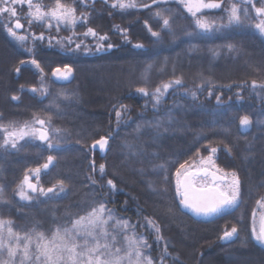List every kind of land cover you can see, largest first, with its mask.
Here are the masks:
<instances>
[{
    "label": "rangeland",
    "instance_id": "rangeland-1",
    "mask_svg": "<svg viewBox=\"0 0 264 264\" xmlns=\"http://www.w3.org/2000/svg\"><path fill=\"white\" fill-rule=\"evenodd\" d=\"M61 3L77 9L75 5L67 4L63 0ZM172 3V0H167L166 3L155 6L137 24L135 33L144 43L134 53L113 57H104L101 54L84 57L80 54H67L63 59L64 63L50 71L49 82L42 87L44 97L39 106L31 105L23 97L25 90L31 93L41 90L36 89L33 92L35 88L21 87L10 81L7 75L9 69L16 66L19 57H25L32 52V42L28 38L20 42L10 36L2 24L4 16H1L0 32L10 51L8 60H0V96L4 98L0 104V123L20 124L29 119L44 120L45 124L37 126L36 129L47 131L49 140L43 141L42 146L44 150L51 151L49 142L61 147L69 140L67 128L56 120L63 112L76 111L74 113L83 114L92 111L95 106L111 105L123 93L134 92L142 87L152 94L165 81L174 82L176 79H180V84H189L192 87L201 84L226 86L249 79L264 83V50L260 40L249 29L239 36H229L226 33L228 10L233 2H224L222 8H217L220 10L217 15L199 18L216 25L219 28L217 33L194 31V22L186 20L187 14L191 13L184 6L177 7L178 10L176 3ZM55 4L56 0H45L42 10L48 11ZM16 8L17 17L9 19L5 14L8 27H13L17 18L22 25L24 21L28 23V6L23 4ZM115 10L124 23L137 21L135 8L121 10L117 7ZM157 11L169 18L167 29L163 27L162 19L155 16ZM196 17H199L198 14ZM243 17L242 15V21L249 18ZM48 23L53 26L49 28ZM32 25L42 27V32L48 36H60L61 31L75 27L60 24L57 30L56 21L50 18L43 23L33 22ZM149 28L151 32L159 33V38L154 37ZM14 30L18 35H24L18 32L21 29ZM50 39L57 41L55 37L49 36L44 39V43H48ZM73 41H76L75 37ZM228 45H232L233 49L230 50ZM21 63H17L15 71L19 65H30L26 60ZM65 66L71 68L70 75L67 79L59 75L56 80L53 73L58 68L61 72L65 71ZM14 96L18 99L13 100ZM244 108L254 122L255 135L252 140H237L235 145L245 166V174L249 177V184L254 185L257 190H264V117L249 104ZM212 112L215 111H200L191 105L175 102L157 115H141L132 121H126L122 117L118 121L116 118L117 124L103 155V163L97 167V173L106 195H111L116 189H124L130 196L135 197L134 201L141 206L133 205L132 208L140 216L144 233L139 232L133 222L110 208L98 194L96 183L86 175L82 179V190L67 197L40 199L36 196L12 205L6 201L4 192L0 194V221L4 222L0 232L5 244H14L8 240L9 228L20 236L40 232L50 238L57 228L61 231L71 228L76 220L87 217L94 208L98 209L103 204L106 209L105 217L110 212L113 217L127 221L134 226L137 236H143L148 244L156 247L157 258L151 255L150 248L144 249L153 258L154 264H161L162 255V264H264V250L261 249L263 244L253 237V223L250 222L253 216L256 217L255 210L258 208L253 204L258 199L255 194L259 193L262 199L264 194L259 191L247 195V184L242 185L235 172L220 168L211 150L202 157H199V153H191L198 148L202 120L213 114ZM216 133L220 135L222 130ZM209 156L212 157L215 167L204 163ZM48 157L33 154L29 155L27 161H41L45 164ZM8 164L7 158L0 156V174L4 172L1 180L5 184L13 179L12 168ZM101 165L104 166L103 173L100 171ZM70 168L69 159L54 157L49 169L55 175H62ZM205 168L223 176V181H216L221 187H226L231 181L232 173L240 181L239 205L225 208L217 214L232 213L227 221L231 217L232 219L223 227L218 226L217 222L196 221V218L181 208L177 181L180 182L184 173L194 170L192 181L197 187L210 185L212 182L209 176L199 174ZM217 169L220 171H216ZM36 176H29L30 182L39 189L41 176L39 175L38 180ZM109 180L116 185L115 189L108 185ZM148 221H152L160 229L159 233ZM232 227L238 229V234L230 240L222 239L225 231H230ZM128 234H132V229ZM157 236L162 239L157 240ZM167 258H171L172 262L167 261Z\"/></svg>",
    "mask_w": 264,
    "mask_h": 264
},
{
    "label": "trees",
    "instance_id": "trees-1",
    "mask_svg": "<svg viewBox=\"0 0 264 264\" xmlns=\"http://www.w3.org/2000/svg\"><path fill=\"white\" fill-rule=\"evenodd\" d=\"M45 0H33V3L42 4ZM67 4H73L76 6V16L77 23L75 27L69 28L66 31H61L60 36L49 35L56 40L50 39L48 43H44V39L49 36L42 32V27L36 25H29V23H23L19 33H23L28 37L29 41L32 42V52L25 57H19L17 63H21L24 60L28 61L30 65H19L15 71L16 66H12L7 75L13 83L20 85L24 88H35L41 90L38 93H31L30 91H24L25 99L27 102H31V105L39 104L43 101V85L49 82L50 71L56 67L61 66L64 61V57L67 54H80L92 56V55H103L104 57L113 56H125L129 53L136 52L137 44H143V40L135 33L137 24L145 16L147 12H150L155 6L159 4L166 3L167 0H158V3H153V0H136L137 7V21H131L124 23L120 19V15L116 13L115 8L111 5L114 0H63ZM175 1V2H174ZM230 1L236 3L237 5L243 7L240 0H221L222 6L224 2ZM172 5L176 3L177 7L184 6L180 0H172ZM256 7L264 6V0H253ZM27 5V4H26ZM143 5H149V7H144ZM221 6V8H222ZM179 10V8H177ZM220 10L202 9L198 12L199 17H193L192 14H187L186 20L193 23L194 31L200 33L204 32L196 27V19L204 17L207 15H217ZM249 14L241 25L227 26L225 28L227 35L229 36H239V34L244 33L247 29L252 31L253 35L260 40L262 50H264V34H261L256 28L255 24L259 23L260 18L256 16V13L251 6H248ZM83 14V15H82ZM19 16V14H18ZM197 16V15H196ZM3 17V16H2ZM1 18V16H0ZM244 18V17H243ZM8 18L2 21V24L8 25ZM78 21H80L78 23ZM214 30L211 32L217 33L219 28L212 24ZM76 26H78L76 28ZM88 28H92L96 33V36L87 35ZM43 35V39H36ZM106 37V39L101 40L100 37ZM74 37L80 42H74ZM78 38H81L78 39ZM69 39L71 43H69ZM48 41V40H47ZM76 43V44H75ZM80 45L77 48V45ZM111 45V47H109ZM10 47L7 41L2 36L0 32V60H8ZM32 60H36L39 64L37 68L32 64ZM22 64V63H21ZM171 87L167 89L166 92L163 90V85L165 83H170ZM256 82V81H255ZM258 85L253 88V81L251 79L241 82L232 83L226 86H216L210 84H201L192 87L189 84H179L176 85L173 81H165L159 87L162 91L160 96V102L157 103L152 94L144 95L138 91L123 93L118 97L114 103L108 106H95L92 111H87L85 113H74L63 112L61 115L56 117L58 123H61L67 128L69 132V140L63 144V146L58 149H51V151L44 150L42 144L44 143L39 139L38 133L36 135H28L23 139L10 138V143L8 146H2L5 136L13 131H19L26 124L28 128L26 130L36 129L37 126H41L36 122V119H29L20 124H3L0 128V156L7 158L8 167L12 168V180L5 184L2 182V175L0 174V189L2 193L6 195V201L8 200L10 204H17L21 199L20 185L23 181L25 175L36 176V169H40L39 175L41 176L40 184L41 188L45 191L49 188H54L52 193L47 195H42L40 192H31L25 186L24 190L28 195L34 199L36 196L42 199H54L67 197L72 194H77L82 190V179L89 175L93 181L96 183L98 194L105 200L106 204L112 208L117 214L126 218L128 221L133 222L136 229L139 232H145V229L141 226L140 216L132 208L133 205L141 206L134 201V198L130 196L124 189H116L111 195H106L104 188L101 184L99 174L97 173V167L103 163V155H100L97 151L90 150V144L95 140L113 135V129L116 126V113L120 112L121 117L126 121L135 120L138 116H153L161 113L162 111L168 109L175 102H182L186 105H191L198 108L200 111H215L210 116L205 117L202 120V130L200 134V139L198 145L192 154L199 153V157L204 156L212 148H216L217 151L214 154L216 164L227 171L235 172L241 180L242 185L247 184L248 191L247 195H251L253 192H259L264 194V190H257L254 185L249 184V177L245 174V166L241 161V157L237 152L236 141L241 139L252 140L255 135L254 122L251 117L245 112V105L249 104L256 108L264 117V87H259V85L264 84L262 82H256ZM195 93V96L192 94ZM24 95V94H23ZM219 97V101L217 100ZM4 101L3 96H0V104ZM101 107V108H100ZM225 110V111H223ZM248 116L251 120V125L244 128L240 125V119L243 116ZM120 123V122H119ZM264 127V118L263 124ZM222 130L219 135L216 132ZM212 133L214 135H207ZM15 140L16 148L11 147V140ZM111 139L109 140V142ZM189 153V154H191ZM38 154L39 157L43 156H54L58 159L64 157L69 159L71 168L62 175H55L50 171L51 164L47 169L43 167L41 161L29 162L27 159L29 155ZM195 157V156H194ZM48 163V159L47 162ZM45 163V164H46ZM6 173V172H5ZM7 175V174H6ZM7 177H9L7 175ZM48 177V178H47ZM63 182L64 191L59 190L60 182ZM3 184V185H2ZM251 193V194H250ZM245 196V195H244ZM243 196V198H244ZM258 199H255L254 206L258 208L255 210L256 217H252L250 222L255 221L256 230L259 231L260 227V217L264 215V207H261L257 202L263 201L259 193H256ZM142 208V207H141ZM145 214L146 210L142 209ZM232 216V213H225L215 215L212 218L203 220L195 219L199 222H217L218 226H225L227 224V218ZM250 219V218H249ZM253 229V228H252ZM258 242V241H257ZM264 250V246H261ZM150 253L154 258H157L156 247L151 245ZM167 258V261H170ZM172 262V260L170 261Z\"/></svg>",
    "mask_w": 264,
    "mask_h": 264
},
{
    "label": "snow or ice",
    "instance_id": "snow-or-ice-1",
    "mask_svg": "<svg viewBox=\"0 0 264 264\" xmlns=\"http://www.w3.org/2000/svg\"><path fill=\"white\" fill-rule=\"evenodd\" d=\"M189 13L193 17H196L198 12L202 9H217L221 8V0H180ZM153 3H158V0H153ZM243 7H238L236 3H233L228 10L227 25H241L242 18L247 17L249 14L248 6L254 9L256 16L260 18L259 23L255 24V28L264 34V6L256 7L253 0H240ZM27 4L28 6V23L31 25L33 22L43 23L49 18L56 21L57 30H59V25L64 24L65 26L72 25L75 26L77 23V16L75 8H71L63 3L61 0H56L55 7L49 9L48 11L42 10V4L33 3V0H0V16L7 14L8 18L17 17V5ZM113 8H119L121 10L136 8L138 5L136 0H114L111 5ZM144 7H149V5H143ZM83 15V14H82ZM155 16L161 18L163 21V27L167 29L170 24V20L164 17L159 11L155 13ZM196 27L204 32L214 30L212 24H209L206 20L197 18ZM53 25L48 23V27L51 28ZM225 25H222V27ZM6 30L10 36L16 40L23 42L28 37L24 35H18L17 31L14 29H21L23 25L20 19H15L13 27H8L5 25ZM151 32V28H149ZM154 37L159 38V33L151 32ZM92 35L96 36V33L92 28H88L85 36ZM36 39H43V35L35 37ZM101 40L106 39V37H100ZM69 43L71 40L69 39ZM80 45H77L79 48ZM111 47V45H109ZM141 47V45H137ZM230 50L233 49L232 45H228ZM37 68L39 64L36 60L31 62ZM150 67V66H149ZM65 71L61 72L58 68L53 73V75H62L64 79H67L71 73V68L65 66ZM19 71V69H17ZM176 85L181 83L180 79L174 81ZM253 88L258 85L253 81ZM171 87L170 83H165L163 85L164 92ZM259 87H264V84L259 85ZM33 92L36 89L32 90ZM138 92L148 95L149 93L145 88L137 89ZM160 88H157L152 94L157 103L160 102V96L162 95ZM195 96V93L192 94ZM13 100L18 99L17 97H12ZM219 101V97H217ZM117 120L119 121L121 113H116ZM41 126L45 124V121L39 119L36 121ZM251 120L248 116H243L240 119V125L247 128L251 125ZM3 126L0 125V128ZM28 128L27 124L22 127L18 132L13 131L8 133L3 141L2 146H8L10 143V138L23 139L28 135H36L38 133L39 139L41 141H48L47 131L40 129ZM101 150L104 149L107 144V139L102 138L97 142ZM15 140H11V147L16 148ZM96 145H93L95 148ZM50 149H58L59 144L48 143ZM216 148L211 149V153L215 154ZM54 157H48V163L44 164L43 167L47 169L49 165L53 162ZM204 163L212 165L215 167L212 157L209 156L207 161ZM183 167V165L181 166ZM36 178L39 179L40 169H36ZM100 171L103 173L104 166H100ZM207 174V168L202 169ZM216 171H220L217 169ZM179 175V173H178ZM213 176V181L210 185H201L197 187L193 181L186 183L184 191L180 190V182L177 181V193L182 196L180 203L188 209H191L197 215L211 216L221 212L225 208H235L240 202V181L235 173L231 174V181L226 187H221L216 184L215 173L211 174ZM221 179H223L221 177ZM108 185L115 189L116 185L112 180L108 181ZM25 186L31 192L39 191L42 195H47L52 193L54 188H49L45 191L43 188H37V186L30 182V177L25 175L23 181L20 185L19 195L23 200H30L31 197L24 190ZM59 190L64 191V185L61 181L59 184ZM2 189H0V194H2ZM261 207H264V202H257ZM106 209L103 204H100L99 208H94L87 217H80L76 220L71 228H64L61 231L57 228L56 231L51 235V237H46L44 233L34 232L33 234H25L20 236L12 231L11 228L8 229V240L13 241L14 244H5V240L2 232H0V264H154L153 258L148 255L144 249L151 248L147 240L143 236H137L134 231V226L129 225L127 221H121L112 216L109 212L107 217H105ZM255 215V214H254ZM149 224L155 228V231L159 233L160 229L156 227L152 221H148ZM4 226V222L0 221V229ZM132 229V234L129 235V230ZM238 234V229L232 227L230 231H225L222 239L230 240ZM252 235L256 241L264 244V215L260 217V227L259 231L256 230L255 221L252 229ZM119 238V239H118ZM162 239V237L157 236V240ZM6 253V259H5ZM167 253V248L165 247V254ZM163 262V255L161 256V264Z\"/></svg>",
    "mask_w": 264,
    "mask_h": 264
},
{
    "label": "water",
    "instance_id": "water-1",
    "mask_svg": "<svg viewBox=\"0 0 264 264\" xmlns=\"http://www.w3.org/2000/svg\"><path fill=\"white\" fill-rule=\"evenodd\" d=\"M17 30H18V29H17ZM102 138L107 139V144L105 145V147H104L103 150H101V149L99 148V144H97V142L100 141ZM111 138H112V135L109 134L108 136H103V137H101V138L95 140L94 142H92V143L90 144V146H89V147H90V150H91V151H97L100 155H104V153H105V151H106V149H107V145H108V143H109V140H110ZM93 145H96L95 148H93ZM212 173H215L216 181H223V180H224L223 176H221L220 174H218V173H216V172H214V171H212V170H208V171H207V174H206L204 171H200L199 174H201V175H208L209 178H210V180H211V182H212V181H213V176L211 175ZM194 174H195V171H194V170H190V171H188V172H186V173H184V174L182 175V177H181V179H180V185H179V186H180V190H181V192L184 191V188H185L186 183L189 182V181H192V178H193ZM221 177H222L223 179H221ZM179 197H180V201H181L182 196L179 195ZM181 208H182L183 211H185V212L188 213L190 216H192V217H194V218H196V219H203V220H206V219L212 218V217H214V216L216 215V214L211 215V216L197 215V214L194 213L191 209L185 208L182 204H181ZM217 214H218V213H217ZM263 245H264V244H263Z\"/></svg>",
    "mask_w": 264,
    "mask_h": 264
},
{
    "label": "flooded vegetation",
    "instance_id": "flooded-vegetation-1",
    "mask_svg": "<svg viewBox=\"0 0 264 264\" xmlns=\"http://www.w3.org/2000/svg\"><path fill=\"white\" fill-rule=\"evenodd\" d=\"M55 77H56V80H58L60 76H59V75H56ZM194 176H195V174H194ZM194 176H193V177H194Z\"/></svg>",
    "mask_w": 264,
    "mask_h": 264
}]
</instances>
